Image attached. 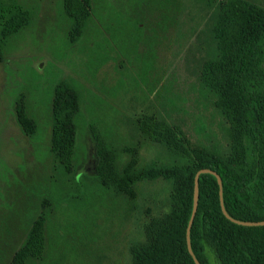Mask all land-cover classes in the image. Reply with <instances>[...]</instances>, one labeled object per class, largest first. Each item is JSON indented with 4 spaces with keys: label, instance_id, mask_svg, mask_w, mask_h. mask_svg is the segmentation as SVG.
Instances as JSON below:
<instances>
[{
    "label": "rangeland",
    "instance_id": "rangeland-1",
    "mask_svg": "<svg viewBox=\"0 0 264 264\" xmlns=\"http://www.w3.org/2000/svg\"><path fill=\"white\" fill-rule=\"evenodd\" d=\"M225 1L156 0L142 23V0H94L80 39L62 0H21L33 19L0 50V264L40 215L49 245L32 264H170L182 239L172 209L184 192L138 173L189 166L206 152L236 157L230 55L214 36ZM68 80L81 113L66 169L50 138L51 97ZM21 98L39 123L34 134L19 122ZM90 121L118 154L119 190L94 175Z\"/></svg>",
    "mask_w": 264,
    "mask_h": 264
},
{
    "label": "trees",
    "instance_id": "trees-1",
    "mask_svg": "<svg viewBox=\"0 0 264 264\" xmlns=\"http://www.w3.org/2000/svg\"><path fill=\"white\" fill-rule=\"evenodd\" d=\"M153 1L156 2L142 0V23L151 14ZM93 2L62 0L72 33L80 39L92 19ZM32 19L33 10L21 0H0V50ZM214 36L221 53L230 55L227 87L239 131L236 157L226 160L216 152H206L189 166L152 168L138 173L140 178L164 177L184 192L181 199L174 198L178 201L172 209L171 221L182 239L170 264H195L187 248L186 229L193 209L194 177L199 169L210 168L220 174L225 207L231 216L264 220V8L248 0H226L220 8ZM209 69L213 75V64ZM51 105V152L61 166L69 169L76 158L80 137L81 93L77 84L68 80L58 86ZM16 109L23 128L36 133L39 123L23 98ZM87 129L93 141L95 177L103 186L119 190L124 179L116 150L95 121H90ZM191 242L201 264H264V225L244 226L228 219L221 208L217 178L210 173L200 175ZM48 245L46 217L40 215L10 264H32L43 259Z\"/></svg>",
    "mask_w": 264,
    "mask_h": 264
},
{
    "label": "water",
    "instance_id": "water-1",
    "mask_svg": "<svg viewBox=\"0 0 264 264\" xmlns=\"http://www.w3.org/2000/svg\"><path fill=\"white\" fill-rule=\"evenodd\" d=\"M203 173H210L216 176L218 184H219V195H220V204L222 211L224 215L230 219L232 222L237 223L239 225H244V226H263L264 225V220L260 221H249V220H241L238 218H235L231 216L224 203V197H223V180L222 177L220 176L217 171L210 169V168H202L197 171L194 177V192H193V209H192V214L186 229V242H187V248L191 256L193 257V260L195 264H201L200 260L196 256L195 252L193 251L192 248V242H191V227L198 209V204H199V180H200V175Z\"/></svg>",
    "mask_w": 264,
    "mask_h": 264
}]
</instances>
